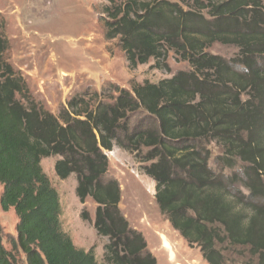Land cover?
<instances>
[{"label":"trees","instance_id":"trees-1","mask_svg":"<svg viewBox=\"0 0 264 264\" xmlns=\"http://www.w3.org/2000/svg\"><path fill=\"white\" fill-rule=\"evenodd\" d=\"M104 1L105 39L119 40L130 67L154 59L168 69L172 51L190 69L130 90L86 91L54 115L4 59L0 28V207L18 218L9 249L0 226V264H99L61 227L58 192L41 166L50 156H59L60 179L76 175L79 201L97 204L93 219L80 216L107 237L104 264H158L119 208L118 181L105 178L115 144L145 164L159 211L208 264H227L237 249L252 257L247 264H264V0ZM214 42L236 45L237 55L207 52ZM211 141L221 148L218 171Z\"/></svg>","mask_w":264,"mask_h":264},{"label":"rangeland","instance_id":"rangeland-1","mask_svg":"<svg viewBox=\"0 0 264 264\" xmlns=\"http://www.w3.org/2000/svg\"><path fill=\"white\" fill-rule=\"evenodd\" d=\"M121 2L123 0H116ZM189 6L190 0H170ZM104 0H0V28L8 41L4 59L21 75L31 96L46 110L59 115L73 96L97 91L110 84L130 90L135 84L157 83L171 78L179 70H188V62L168 53V69L154 68V59L130 67L117 38L105 39L102 22ZM206 51L231 59L238 53L233 44L214 42ZM142 113L130 115L129 125L142 121ZM212 156L210 165L221 168L216 157L221 148L215 141L207 144ZM143 148V151H146ZM107 152V151H106ZM59 156L41 160V166L59 196L60 222L64 232L77 248L93 249L99 264L107 237L96 233L91 221L80 216L85 210L94 218L97 204L87 197L81 203L75 194L76 175L60 179L54 170ZM106 179L114 178L121 190L119 208L130 227L142 232L147 249L158 264H208L198 246L187 241L171 226L155 201V181L143 172L144 163L135 153L115 144L107 152ZM232 173V169H225ZM264 179V174H263ZM2 185L0 184V194ZM18 218L11 208L0 207L2 242L10 248L9 239L16 237ZM252 257L246 250H234L227 264H247Z\"/></svg>","mask_w":264,"mask_h":264},{"label":"built area","instance_id":"built-area-1","mask_svg":"<svg viewBox=\"0 0 264 264\" xmlns=\"http://www.w3.org/2000/svg\"><path fill=\"white\" fill-rule=\"evenodd\" d=\"M112 150H113V149H112ZM112 150H111V151H112ZM107 152H109V151H107ZM107 152H105V153H106V155H107Z\"/></svg>","mask_w":264,"mask_h":264},{"label":"clouds","instance_id":"clouds-1","mask_svg":"<svg viewBox=\"0 0 264 264\" xmlns=\"http://www.w3.org/2000/svg\"><path fill=\"white\" fill-rule=\"evenodd\" d=\"M247 194V193H246Z\"/></svg>","mask_w":264,"mask_h":264}]
</instances>
